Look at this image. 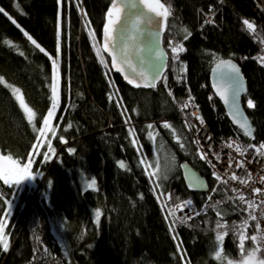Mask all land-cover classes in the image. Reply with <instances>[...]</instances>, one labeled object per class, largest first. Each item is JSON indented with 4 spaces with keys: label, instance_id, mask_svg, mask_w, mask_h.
<instances>
[{
    "label": "trees",
    "instance_id": "trees-1",
    "mask_svg": "<svg viewBox=\"0 0 264 264\" xmlns=\"http://www.w3.org/2000/svg\"><path fill=\"white\" fill-rule=\"evenodd\" d=\"M110 2L0 0L4 9L0 13V76L20 88L36 115L30 122L0 81V151L5 156L25 163L37 149L38 128L53 109L50 96L57 68L60 74L52 139L58 150L45 160L43 145L34 159V168L44 174L42 187L35 195L34 187L28 185L21 191L26 206L23 211L17 206L8 220L4 234L9 247L5 251L0 245V264H238L255 250L264 258V247L258 250L257 245L259 224L250 218L253 209L246 201L232 198L212 178L181 120L180 108L191 92L216 136L234 135L252 142L232 125L210 85L213 65L221 58H233L247 81L243 103L253 125V141H264L260 1L158 0L171 6L173 14L166 20L163 37L168 68L155 88L135 87L113 67L103 47ZM244 20L255 25L254 32ZM24 32L45 51L32 45ZM180 45L184 51L174 53L172 49ZM179 60L187 63L189 88L175 76ZM248 99L255 102L254 108L247 107ZM156 150L177 159L160 178L144 165ZM183 163L207 179L206 193L188 189ZM83 176L96 180L97 188L83 189ZM45 191L48 201L41 196ZM167 195L181 212L191 201L190 228L170 227L173 219L162 204ZM94 210L100 212L98 223L91 217ZM59 221L67 229L70 252L66 258L59 243L58 235L63 234ZM218 223L224 227L218 229ZM218 233L223 235L220 242Z\"/></svg>",
    "mask_w": 264,
    "mask_h": 264
},
{
    "label": "water",
    "instance_id": "water-1",
    "mask_svg": "<svg viewBox=\"0 0 264 264\" xmlns=\"http://www.w3.org/2000/svg\"><path fill=\"white\" fill-rule=\"evenodd\" d=\"M113 2L121 7L120 23L115 26V30L111 34L112 44L115 45L114 51L119 55L122 49H127L133 66L132 68L124 66L123 75L125 76L126 73L131 72L133 75L129 78L136 79L135 73L142 71L151 79L155 75V67L153 65H163L160 68V77L156 80L157 86L163 80L169 62V55L163 45L165 20L161 23L160 18L155 17V14L149 11L142 0H133L137 5L135 8L131 7L129 0H113L112 4ZM137 16H139L138 22ZM149 18H152L154 22L148 23ZM156 52L163 53V57H157L155 55ZM108 53L112 61V53L109 51ZM228 60H231L237 66L239 69L238 74L232 73L231 68L226 64L220 63ZM232 75L237 76L239 81V96H235L236 85L230 79ZM136 83L144 87L143 84L146 81L136 79ZM210 85L216 98L222 103L232 125L253 140V125L243 103V97L247 92V81L240 64L233 58L219 59L211 69ZM234 102L238 105V108L233 106ZM237 120L242 124L246 122V128H241L240 124L236 123ZM246 131L251 132V136L247 135ZM181 172L184 182L190 191L206 193L209 190L207 179L189 163L181 165ZM190 184L191 186H189Z\"/></svg>",
    "mask_w": 264,
    "mask_h": 264
},
{
    "label": "snow or ice",
    "instance_id": "snow-or-ice-1",
    "mask_svg": "<svg viewBox=\"0 0 264 264\" xmlns=\"http://www.w3.org/2000/svg\"><path fill=\"white\" fill-rule=\"evenodd\" d=\"M142 2L146 5V7L149 9L150 12L155 14V17L160 18V22L161 23L164 20H167L168 16L171 15V12L169 11V9L165 8V6L163 4H160L158 2V0H157V3L155 5H153L150 2V0H142ZM129 3L131 5V7H133V8L137 7L136 3H134L133 0H129ZM113 9L115 10V13H114ZM2 12H4V9L0 8V13H2ZM120 12H121V8L119 7V5L117 3H115V2H113L112 8L109 9V11L107 13L108 19H107V23H106L105 28H104L105 43H104L103 47H104V49L106 51H109V52L112 53V64H113V67H115L116 70L119 71V72H124L125 71L124 66H127L128 68H132L133 67L132 63H131V59H130V54H129L127 49H122L121 53L119 55H117V53L114 51L115 45L112 44V40H111V34L115 30V26L120 23ZM9 19H11V17H9ZM138 21H139V16H137V22ZM153 22L154 21H153L152 18L148 19V23H153ZM209 22L210 21H207V20L205 21V23H209ZM12 23L15 24L18 28L20 27L19 24H17L15 20H12ZM243 23H244V25L247 26L248 30H251L253 32L255 31V25L253 23H250L248 20H244ZM121 30H122V28H121ZM21 31H23V30L21 29ZM24 35L27 36V38L31 42V44L34 45L37 49H39V51L41 53H43L45 51L37 43V41L35 39H33L31 36L28 35V33L24 32ZM189 35H190V33H189ZM185 39H187V36H185ZM6 43H10V42L6 41ZM110 45H111V47H110ZM172 51L174 53H178L180 51H184V49H183V46L180 45V46H178L176 48H173ZM21 55H23V53H21ZM155 55L157 57H159V58H162L164 54L156 52ZM176 58L178 59V56ZM101 62L102 63H106L103 60ZM262 62H264V61H262ZM52 63H53V65H55L56 61L53 60ZM220 63L221 64H226L229 68H231L232 73H235V74L239 73V69L237 68V66L235 64H233L231 62V60L221 61ZM153 66L155 67V75L152 76L151 79H149V77L142 71L139 72V73H135L136 79H139V80H142V81H146V83L143 84L144 87H152V88H154L156 86V80L159 79V77H160V68L163 67V65L154 64ZM131 75H133V73H131V72L126 73L125 76H124V79H126L129 84H133L135 87H138V88L141 87L142 86L141 84L136 83V79H130L129 78ZM2 79L3 78L0 77V81H2ZM230 79L233 81L234 85H236L235 96H239V94H240L239 93V81L237 79V76L232 75V76H230ZM12 91H13L14 94H18L20 92L19 89H13ZM221 95H223V93H221ZM16 98L20 101L21 106L25 108V111H26V114H27V119L31 122L34 119V117H35V113L24 104L22 95H17ZM110 99H111V97H110ZM50 101H51V104H52V108L55 109L57 107L56 88H55V86H53L51 88ZM225 102H227V100H225ZM187 106H188L187 104L184 105L185 108ZM233 106L238 108V105H236L235 102H234ZM247 106H248V108H254L255 107V102L252 99H248L247 100ZM48 116L49 117L52 116V111L51 110L49 111ZM44 123H45V125L48 124V120L46 118L44 119ZM236 123L240 124L241 128H246V122L242 124L239 120H237ZM148 127L151 128L152 125H148ZM164 127L171 128V125L165 124ZM33 131H36L35 127H33ZM172 132L174 134L175 133V129H172ZM246 134L251 136V132L246 131ZM149 136L151 137L152 133H149ZM41 137H43V130H41ZM154 139L155 138L153 137V140ZM208 139H210V138H208ZM177 140H179V137H177ZM133 143H135V141H133ZM197 143H199V141H197ZM37 146H39V145H37ZM231 146H232L231 144L228 145V147H231ZM180 147L183 148L184 145L180 144ZM249 147L255 148L256 152L259 155H264V151H262V150H264V144L260 145L259 148H256L255 145H249ZM47 149H48L49 152L54 151V149H52V146H51L50 142L47 145ZM69 151H74V150L73 149H69ZM236 151L237 152L240 151L239 146H237ZM241 154H243V153H241ZM206 157H207L206 153H203V152L200 153V158L201 159H206ZM44 159L45 160L49 159V156L47 154H45ZM232 159L233 158L231 156L228 157L229 167H231ZM0 162H4L3 167H0V175L4 176V182L5 183H9L10 182L9 179H8V174L15 175V183L16 184L21 182V181H23V180H25L28 177H33L32 173L29 171L30 165H25L24 168L21 169L19 167V165L17 164V162L12 160L11 157H0ZM141 163H143V160L141 161ZM208 163L211 164V161L209 160ZM119 166L121 168H124L125 167L124 162L120 161L119 162ZM237 167H241L242 168L243 164L242 163H238ZM230 178L232 180H237L238 179V177L235 174H233ZM216 179L219 180L220 178L216 177ZM226 182L227 181H225V183ZM240 182L242 184H246L247 183L244 180H241ZM261 182H264V177L261 178ZM95 183H96L95 180H93L92 183L90 185H88V187H90V188L94 187ZM189 186H191V184ZM232 191L235 192L236 190L232 189ZM253 191L255 193H261V189L260 188H255V189H253ZM209 199H210V197H209ZM239 199L241 201H243L244 197L240 196ZM186 203H187V205L189 207V212L186 213L183 218L174 219L173 225H170V227H174L175 225H184L187 220L192 218L193 212H192V208H191V201H188ZM8 207L10 209L11 205L9 204ZM249 207H251V204L249 205ZM202 210L203 209H201V211ZM194 214L195 215H199L200 212H195ZM173 215H175V214H173ZM95 216H96L97 221H99L100 212L97 211L95 213ZM250 218L252 220H256V216H254V215H250ZM3 227H4L3 221H0V245H2L3 249L6 251L8 249V247H9V245H8V242H7V238L3 235ZM216 227L219 229V228H223L224 225L218 223ZM216 239H217L218 242L222 241L223 240V235H220L218 233ZM252 239L255 240L256 237L253 236ZM178 247H179V245H178ZM241 247H242V238H241ZM216 255H217V258H219L220 253L217 252Z\"/></svg>",
    "mask_w": 264,
    "mask_h": 264
},
{
    "label": "built area",
    "instance_id": "built-area-1",
    "mask_svg": "<svg viewBox=\"0 0 264 264\" xmlns=\"http://www.w3.org/2000/svg\"><path fill=\"white\" fill-rule=\"evenodd\" d=\"M259 1L261 7L259 11L264 13V0ZM262 64L264 65V62H262ZM187 71V63L184 60H179L175 68L176 77L180 82L185 84L187 88H189L187 84ZM185 104L188 105L186 108L184 107ZM180 108L182 110L181 120L183 122L190 119L198 122L202 126V137L193 138V143L196 146L199 155L202 152L207 154L206 159L203 160L209 166L212 176L215 179L216 177H219L220 179L218 181L225 186L230 185L233 188L250 192L251 202H248L254 209L261 212V214H258L254 210L256 213V220L260 227L262 246L264 247V182H261V178L264 177V155H259L255 148L249 147L251 144L245 143L239 136H216L208 126L193 93L189 92L188 97L181 102ZM197 141H199V143H197ZM229 144L232 146L228 147ZM237 146L240 148L239 152L236 151ZM229 156L233 158L231 161V167H229ZM209 160L211 161V164L208 163ZM238 163H242L243 167H237ZM233 174L238 177L237 180H232L230 178ZM224 176H226V179ZM241 180H244L247 183L242 184L240 182ZM225 181L227 182L225 183ZM255 188H260L261 193H255L253 191ZM170 210L173 221L176 218H183L185 216V214L179 213L172 207ZM190 220L191 219L187 220L184 226L190 227Z\"/></svg>",
    "mask_w": 264,
    "mask_h": 264
},
{
    "label": "rangeland",
    "instance_id": "rangeland-1",
    "mask_svg": "<svg viewBox=\"0 0 264 264\" xmlns=\"http://www.w3.org/2000/svg\"><path fill=\"white\" fill-rule=\"evenodd\" d=\"M153 5H155L152 2ZM121 8V7H120ZM165 8H168L169 11L171 12V15L173 14V8L171 6H167ZM261 9V7L259 8V10ZM115 13V11H114ZM169 15L168 18L171 16ZM166 23V20H165ZM264 60V56L262 58V61ZM2 77V83L13 93V89H19L20 88L14 84H10L8 83V81L3 77ZM59 79H60V74L58 71V68L56 70V77H55V88H56V98H58V84H59ZM13 95L16 97L17 95H22L23 97V101L24 104L30 108L33 112L34 110L27 104V100L25 99V97L22 94V91L20 90V92L18 94H14ZM17 99V98H16ZM18 100V99H17ZM19 101V100H18ZM20 103V101H19ZM24 109V112L26 114L25 108L22 107ZM57 108V107H56ZM56 108L55 109H51L52 111V116L49 117L48 114L45 117L48 120V124L45 125V123H43V125L39 126L38 128V134H39V142L37 146V149L33 152V154L30 156V158L24 163L19 162L18 160L14 159L12 156H7L6 157H11L12 160L16 161L17 164L19 165V167L22 169L24 168L25 165H30L29 167V171L32 173L33 177H28L25 180L19 182V183H15V175L12 174H8V179H9V183H5L4 182V176L0 175V221H3L4 227H3V235L7 238V242L9 245V238L8 236H6L4 234L5 232V228L7 226V224L9 223L8 220L11 217V215L13 214L14 210L16 209L17 206H20L21 211L24 210L26 203L23 200V197L21 196V191L23 190L24 187H26V185H28L29 187H34L33 188V192L32 194L35 195L38 190L41 189L42 187V182L44 180V174H42L40 171L36 170L33 166L34 163V159L37 157L38 153L40 152V150L42 149L43 145H47L50 142L51 146L53 145L52 139L55 137L56 135V128L54 126V119H55V115H56ZM35 113V112H34ZM27 117V114H26ZM36 117V115H35ZM35 117L34 119L31 121L32 123H34L35 121ZM41 130H43V137H41ZM45 153L49 156L52 157V152H49L48 149L45 150ZM177 162L176 157L174 158V160H172V158H169L167 156H161L159 151L156 150L155 151V155L154 158L152 160H148L144 162L145 167L147 168V170L149 171V173H151L152 175L156 176V178H160L164 175L165 171H169L170 169H172V166L174 165V162ZM4 162H0V167H3ZM150 166V167H149ZM83 179V189L84 188H90L88 187V185H90L92 183L93 180H87L86 176L82 177ZM89 179V178H88ZM96 182V180H95ZM97 183V182H96ZM95 183V186L92 187L93 189L97 188V185ZM1 187H5L8 189L7 193H4L1 190ZM41 196H43L44 200L49 199V193L48 191H45ZM5 200V203L2 201ZM11 205V208L9 209L8 205ZM30 207V206H29ZM98 210H94L91 215L93 222L98 223L95 213ZM183 214V213H182ZM61 230L63 232V234H59L58 237L60 238V248H61V252L62 255L66 258L70 252V245H69V240H67V235L66 234V226L62 221H59ZM52 225L53 222H52ZM53 231L55 232V228H53ZM57 236V233H54ZM68 237H70L68 235ZM257 245H258V250L260 249V247L262 246V242L260 237L258 236L257 238ZM254 254V255H253ZM238 264H264V258H261L260 256H258V252L255 250L253 252H251L250 254H248L243 261L239 262Z\"/></svg>",
    "mask_w": 264,
    "mask_h": 264
},
{
    "label": "bare ground",
    "instance_id": "bare-ground-1",
    "mask_svg": "<svg viewBox=\"0 0 264 264\" xmlns=\"http://www.w3.org/2000/svg\"><path fill=\"white\" fill-rule=\"evenodd\" d=\"M164 28H166V26H164ZM165 34V33H164ZM213 92V91H212ZM213 95L215 96V94L213 93ZM212 95V96H213ZM188 97V94L186 95V97L184 98V99H186ZM216 97V96H215ZM198 104V103H197ZM191 106V105H190ZM183 124H184V126H185V128L187 129V131H188V133L190 134V136L192 137V139L193 138H201L202 137V131H203V129H202V126L198 123V122H195V121H193V120H190V119H188V120H185L184 122H183ZM209 126V125H208ZM210 127V126H209ZM211 129V128H210ZM240 130V129H239ZM241 131V130H240ZM244 133V132H243ZM249 138V137H248ZM254 138H255V136H254ZM252 140V139H251ZM254 140V139H253ZM252 140V142H249V143H247V142H245V143H247V144H251V145H255L256 146V148H259L260 147V145H262V144H264V141H261V142H254ZM46 146V145H45ZM52 149H54V151H52V154L53 155H55L56 153H57V148H56V146H54V145H52ZM45 150H47V148L46 149H44V151ZM262 151H264V150H262ZM1 152V151H0ZM2 153V152H1ZM33 154V152L31 153V155ZM46 154V153H45ZM2 155L5 157V154H3L2 153ZM30 158V157H29ZM195 169V168H194ZM211 171V170H210ZM203 176V175H202ZM211 176H212V172H211ZM225 177V179H226V176H224ZM212 178L215 180V181H217V182H219L218 180H216L213 176H212ZM220 183V182H219ZM223 186H225L223 183H221ZM227 189H228V191H229V194L231 195V197L232 198H237V199H239V197L240 196H243L244 197V200L243 201H246L249 205H250V203L248 202V201H250L251 202V195H250V192L249 191H247V190H242V189H237V188H233V187H231L230 185H226L225 186ZM232 189H235L236 191L235 192H233L232 191ZM171 200V196H169V195H167L166 196V201L164 202V203H162L163 205H164V207H165V209L169 212V214H170V216H171V210H170V208L172 207L174 210H176V211H178L179 213H183V214H186V213H188L189 212V207H185V209H186V211L185 212H181V210H179L178 208H176L175 206H173V203L170 201ZM4 203H5V200H2ZM6 204V203H5ZM248 205V206H249ZM251 209H253V213H254V215L256 214L255 212H254V210L258 213V214H261V212L259 211V210H256V209H254L253 207H252V205H251V207H250ZM192 218H193V215H192ZM192 218H191V220H192ZM190 220V221H191ZM190 228V227H189ZM259 237H260V235H259ZM261 239V238H260Z\"/></svg>",
    "mask_w": 264,
    "mask_h": 264
},
{
    "label": "flooded vegetation",
    "instance_id": "flooded-vegetation-1",
    "mask_svg": "<svg viewBox=\"0 0 264 264\" xmlns=\"http://www.w3.org/2000/svg\"><path fill=\"white\" fill-rule=\"evenodd\" d=\"M112 1H113V0H111L110 4H109V6H108V11H109V9L112 8ZM119 7H120V6H119ZM113 11H115V10L113 9ZM104 39H105V36H104ZM163 80H164V78H163ZM163 80H162V81H163ZM162 81H161V82H162ZM159 83H160V82H159ZM159 83H158V84H159ZM0 157H4V156L2 155L1 152H0ZM5 157H6V156H5Z\"/></svg>",
    "mask_w": 264,
    "mask_h": 264
}]
</instances>
